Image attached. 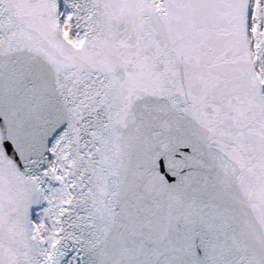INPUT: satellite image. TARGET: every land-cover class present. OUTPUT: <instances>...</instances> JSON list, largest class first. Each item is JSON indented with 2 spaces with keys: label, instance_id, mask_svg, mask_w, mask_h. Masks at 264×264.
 <instances>
[{
  "label": "snow or ice",
  "instance_id": "6c2138e0",
  "mask_svg": "<svg viewBox=\"0 0 264 264\" xmlns=\"http://www.w3.org/2000/svg\"><path fill=\"white\" fill-rule=\"evenodd\" d=\"M0 264H264V0H0Z\"/></svg>",
  "mask_w": 264,
  "mask_h": 264
}]
</instances>
